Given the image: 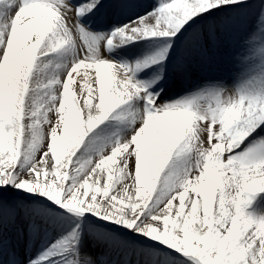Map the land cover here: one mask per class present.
Listing matches in <instances>:
<instances>
[{
    "label": "snow or ice",
    "instance_id": "snow-or-ice-1",
    "mask_svg": "<svg viewBox=\"0 0 264 264\" xmlns=\"http://www.w3.org/2000/svg\"><path fill=\"white\" fill-rule=\"evenodd\" d=\"M132 8L0 0V190H17L0 191V264H94L82 255L92 217L112 226L103 241L136 256L115 264H264V212L249 211L264 193V76L231 94L213 83L161 96L222 40L264 39V0H158L120 23ZM82 17L116 23L94 31ZM150 38L163 41L151 56L109 54ZM81 66L95 68L98 95L70 89ZM110 69L126 91L108 95ZM40 232L56 236L33 254Z\"/></svg>",
    "mask_w": 264,
    "mask_h": 264
},
{
    "label": "bare ground",
    "instance_id": "bare-ground-1",
    "mask_svg": "<svg viewBox=\"0 0 264 264\" xmlns=\"http://www.w3.org/2000/svg\"><path fill=\"white\" fill-rule=\"evenodd\" d=\"M130 2L133 4V8L124 19L120 20V23H127L128 20L135 19L137 15H143L144 12L151 11L158 3V0H130ZM41 18L43 19V17ZM113 23H116V21ZM148 23H155V21H148ZM173 40L175 41L173 45L175 47L179 40L177 38H173ZM162 43L163 41L160 38L140 39L116 47L109 54L116 60L134 61L156 53ZM261 48H264V39L258 33L255 35L254 40L251 42L246 41L243 44L222 40L215 49L210 50L205 59L201 60L198 58L194 60L190 64L185 77L172 76L168 80L161 96L169 98L168 102L171 103L175 100L192 96L201 88L213 83L222 84L231 94L246 79L255 77L259 81L264 76V56L261 55ZM164 63L167 64V61ZM158 67L159 65H152L142 70L138 73L139 78L146 79ZM85 72L88 73L87 81L81 79ZM77 73L73 74L75 80L70 85V89L75 96L79 98L81 95L79 91L81 83L85 84V91L88 90V86H91V88L97 90L96 94L98 95V85L95 83V68L87 69L86 66H81ZM121 78V75H118L115 70H109V96L112 95L113 90L126 91V89L120 88L117 83L121 81ZM49 117H55V113H49ZM42 127L46 129L47 126L43 125ZM37 159H39V153L37 154ZM106 175V173H101V179L103 180ZM119 189L120 184L118 183L112 191L118 193ZM0 191H3L5 198L14 196L17 192L16 189L10 187ZM52 207H55V205H52ZM249 211L264 212V194L255 200ZM102 224H105V226H101ZM82 226L84 227V249L82 255L86 254L94 261V264H115L117 260L124 261L131 258L134 261L136 259L134 253L115 250L111 245L103 241L102 237L112 228L111 225L103 221H97L95 217H92L89 221L83 222ZM55 236V232L50 236L45 235L43 232L38 233L32 245L33 254L40 248L42 243L50 242L55 239Z\"/></svg>",
    "mask_w": 264,
    "mask_h": 264
},
{
    "label": "rangeland",
    "instance_id": "rangeland-1",
    "mask_svg": "<svg viewBox=\"0 0 264 264\" xmlns=\"http://www.w3.org/2000/svg\"><path fill=\"white\" fill-rule=\"evenodd\" d=\"M263 194H264V193L259 194V195L254 199L253 203L255 202V200L259 199ZM253 203H252L251 205H253ZM251 205H250V206H251ZM101 226H105V224H102ZM104 228H105V227H104Z\"/></svg>",
    "mask_w": 264,
    "mask_h": 264
}]
</instances>
